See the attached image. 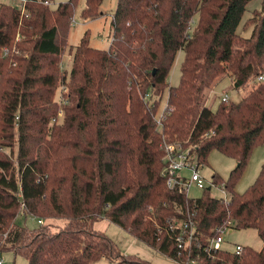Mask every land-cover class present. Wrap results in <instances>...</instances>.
<instances>
[{
	"label": "trees",
	"instance_id": "1",
	"mask_svg": "<svg viewBox=\"0 0 264 264\" xmlns=\"http://www.w3.org/2000/svg\"><path fill=\"white\" fill-rule=\"evenodd\" d=\"M251 1L118 0L110 47H92L86 31L71 48L69 72L61 61L79 0L56 7L34 1L29 14L0 4V257L14 251L28 264H92L101 257L148 264L122 254L94 228L107 218L174 260L264 264V245L239 253L207 249L227 222L232 230L257 229L264 241V162L255 182L236 190L264 143V0L248 21L251 36L237 31ZM102 2L85 0L83 15L97 17ZM179 51L182 78L171 85ZM225 76L236 90L256 84L241 100L212 108L203 91ZM61 86L68 90L60 106ZM166 89L172 110L161 130L156 114ZM59 109L64 117L53 121ZM165 140L194 146L204 164L212 150L234 158L227 182L212 176L230 197L212 196L209 187L200 198L171 192L162 172ZM20 213L44 222L20 225ZM190 217L201 246L186 251L171 226Z\"/></svg>",
	"mask_w": 264,
	"mask_h": 264
},
{
	"label": "rangeland",
	"instance_id": "2",
	"mask_svg": "<svg viewBox=\"0 0 264 264\" xmlns=\"http://www.w3.org/2000/svg\"><path fill=\"white\" fill-rule=\"evenodd\" d=\"M67 0H54V6L59 5L60 3H64ZM118 0H103L101 7L99 8V15L93 18H87L83 15V11L86 7L85 0H79L77 7L75 8L74 14L71 17V28L68 33V46L65 50L64 55V63L65 69L67 68L68 72L72 68V62L68 61L69 54H73L71 52V48H76L81 38L84 36L86 31H89L90 35V43L92 47H96L99 49H108L110 47L113 34V14L118 7ZM263 6V0H253L247 6V10L244 13V18L241 21L237 31H239L244 37L251 36L252 25L248 22L249 19L253 16L254 11H259ZM193 30L190 28V31ZM184 60V52L179 51L174 60V64L168 75V82L171 85H178L181 82V67ZM232 76H225L222 78L216 79V81L209 87L204 89L202 100L205 103L212 107L217 108L219 103H221V98L228 94L230 97V101H239L241 100L246 93L249 92V89L254 82L253 80L246 88L236 90L232 84ZM61 87L58 89L56 93V100L60 97ZM163 96L160 99L157 114L160 118L165 112L169 94L166 89L163 92ZM59 100V99H58ZM229 101V100H228ZM166 113V112H165ZM156 114V115H157ZM158 123V122H157ZM163 123V120H162ZM158 128L161 130L163 127L161 124H157ZM182 143V141H181ZM263 145H259L255 147L254 152L251 158L248 161V166L244 170L242 176L238 180L236 185V190L239 193L245 192L251 184L255 182V179L258 177L262 166L258 164V157L263 151ZM7 152L10 151L8 147ZM236 165V160L221 151L212 150L208 157V162L204 165L203 176L206 177V180H212V176L214 174H220L222 176V180H228L230 172L234 169ZM164 167V164H163ZM162 167V168H163ZM164 169V168H163ZM162 169V170H163ZM210 185V184H209ZM224 187V186H223ZM223 187L212 188L210 190L212 196L217 198L219 197H227L229 198L228 192ZM168 188V187H167ZM204 190L200 189L195 183L192 184L188 191V196L192 198H200L203 194ZM17 222L20 225H27L30 228H35L39 225L38 219L33 217H24L23 213H20L17 219ZM228 223V222H227ZM94 228L97 230H103L105 233L110 236L115 243L119 245V248L122 254L139 259L141 262H147L148 264H179L177 260H174L168 257L164 253H160L154 247L149 245L148 243H144L143 241L136 239L132 234H130L127 230L121 228L116 223L114 224L107 218H100V220L94 223ZM224 248L232 251L235 250L237 244H242L243 246L253 247L257 250L262 249L264 245V241L258 235L257 229H237L228 230L224 234ZM4 261L2 264H28L27 259L24 256L15 254L14 251H6L2 254ZM190 258V256H188ZM186 260V259H185ZM92 264H114L111 263L109 259L101 257L97 259ZM122 264H136V263H122Z\"/></svg>",
	"mask_w": 264,
	"mask_h": 264
},
{
	"label": "built area",
	"instance_id": "3",
	"mask_svg": "<svg viewBox=\"0 0 264 264\" xmlns=\"http://www.w3.org/2000/svg\"><path fill=\"white\" fill-rule=\"evenodd\" d=\"M34 1H39L43 3L46 6H54V0H0V4H6L13 6L17 8L18 10L21 11L22 14H29L28 7L26 6L29 3H32ZM18 40L20 39L19 35L17 36ZM15 52L16 49L14 48ZM2 55L5 57L6 55L9 54V48L5 46L4 48L1 49ZM19 53V52H18ZM73 59V54H69L68 56V61H72ZM64 61H61V66L63 67L65 65ZM259 81H264V75L262 74L259 77ZM68 88L67 86H61V91H60V97L59 103L60 106L62 104L67 103V99L65 96H63L67 92ZM150 93H147L145 95L146 99L150 98ZM230 100V97L228 94H225L222 98L221 101H228ZM172 108L169 107L168 103L165 109V112H163L162 116L159 118L158 114L156 115L157 122L161 125H163L162 120H164ZM64 117V111L62 109H59V113L57 118H53V121L55 120H60L61 118ZM162 148L164 149V169H163V176L165 179V183L167 184L168 189L171 192H174L175 190L178 191L179 193H182L185 196H188V191L192 184H196L200 189H206L209 187L210 189L212 188H219L223 187L222 184H217L214 183L213 180H206V177L203 176V169H204V163H201L199 161V156L196 155V152L194 150V146L191 145H186L184 143L178 142V141H173V142H168L165 140L162 143ZM210 184V185H209ZM225 189V187H223ZM227 192V191H226ZM170 198L174 197L173 194L171 193L169 195ZM228 199L227 197H224ZM44 221L42 219L38 220V223H43ZM195 223L190 217L189 219H180L176 220L175 224H173L171 227L178 228V235L176 238L177 245L179 249L181 250H188L191 248L192 245L196 244L197 246H201V243L198 242V232L196 227L194 226ZM231 230L230 222L222 225L220 228H218L217 235L214 236L210 241L209 246L207 249L210 250H221L224 248V234L228 231ZM243 245L242 244H237L235 252H241L243 250ZM4 261V258L1 256L0 257V264ZM177 262L179 264H198V259L191 257L186 260H179L177 259Z\"/></svg>",
	"mask_w": 264,
	"mask_h": 264
},
{
	"label": "crops",
	"instance_id": "4",
	"mask_svg": "<svg viewBox=\"0 0 264 264\" xmlns=\"http://www.w3.org/2000/svg\"><path fill=\"white\" fill-rule=\"evenodd\" d=\"M249 5V4H248ZM252 34V33H251ZM263 151H261L259 157H258V164L260 166H262L263 162H264V148L262 149Z\"/></svg>",
	"mask_w": 264,
	"mask_h": 264
}]
</instances>
